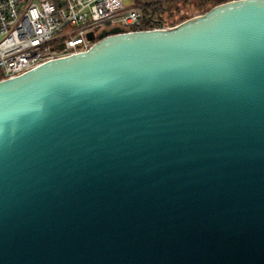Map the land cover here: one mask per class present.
<instances>
[{
  "label": "water",
  "instance_id": "obj_1",
  "mask_svg": "<svg viewBox=\"0 0 264 264\" xmlns=\"http://www.w3.org/2000/svg\"><path fill=\"white\" fill-rule=\"evenodd\" d=\"M0 264H264V0L0 79Z\"/></svg>",
  "mask_w": 264,
  "mask_h": 264
},
{
  "label": "built area",
  "instance_id": "obj_2",
  "mask_svg": "<svg viewBox=\"0 0 264 264\" xmlns=\"http://www.w3.org/2000/svg\"><path fill=\"white\" fill-rule=\"evenodd\" d=\"M144 1L127 6L123 0H0V79L85 50L103 29L157 27L142 24Z\"/></svg>",
  "mask_w": 264,
  "mask_h": 264
},
{
  "label": "trees",
  "instance_id": "obj_3",
  "mask_svg": "<svg viewBox=\"0 0 264 264\" xmlns=\"http://www.w3.org/2000/svg\"><path fill=\"white\" fill-rule=\"evenodd\" d=\"M223 1L226 0H145L142 6V24L149 27L157 26L160 23L174 24L191 15L203 13L211 6ZM180 3L182 6H191L197 11L189 15L175 17L181 8Z\"/></svg>",
  "mask_w": 264,
  "mask_h": 264
},
{
  "label": "rangeland",
  "instance_id": "obj_4",
  "mask_svg": "<svg viewBox=\"0 0 264 264\" xmlns=\"http://www.w3.org/2000/svg\"><path fill=\"white\" fill-rule=\"evenodd\" d=\"M179 6H181V8L178 11V13L175 15V17H179V16H182V15H189V14L195 13L197 11V9H194L191 6H182L181 3L179 4Z\"/></svg>",
  "mask_w": 264,
  "mask_h": 264
},
{
  "label": "crops",
  "instance_id": "obj_5",
  "mask_svg": "<svg viewBox=\"0 0 264 264\" xmlns=\"http://www.w3.org/2000/svg\"><path fill=\"white\" fill-rule=\"evenodd\" d=\"M123 1H124L125 5H127V6H130L133 3V0H123Z\"/></svg>",
  "mask_w": 264,
  "mask_h": 264
}]
</instances>
